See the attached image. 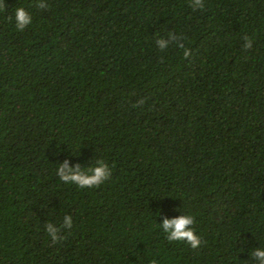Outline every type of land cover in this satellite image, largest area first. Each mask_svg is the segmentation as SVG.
<instances>
[{
  "label": "trees",
  "instance_id": "1",
  "mask_svg": "<svg viewBox=\"0 0 264 264\" xmlns=\"http://www.w3.org/2000/svg\"><path fill=\"white\" fill-rule=\"evenodd\" d=\"M45 2L0 0V264H259L264 0ZM99 160V187L57 175Z\"/></svg>",
  "mask_w": 264,
  "mask_h": 264
},
{
  "label": "clouds",
  "instance_id": "2",
  "mask_svg": "<svg viewBox=\"0 0 264 264\" xmlns=\"http://www.w3.org/2000/svg\"><path fill=\"white\" fill-rule=\"evenodd\" d=\"M196 4L203 8L201 0H196ZM36 6L43 9L47 7V4L45 0H38ZM0 8H6V4L0 3ZM9 19H12V17H9ZM15 21L16 28L23 31L29 24H31L32 16L24 7H18L15 9ZM169 35L171 36V33ZM158 43L162 49L167 46L166 40L161 39ZM180 47L184 49L183 55L185 58L191 55V49L186 48L184 44H180ZM244 47L246 50L252 47V40L249 39ZM144 103L145 100L141 99L137 101L134 106H140ZM57 175L61 181L75 184L80 188L99 187L111 177V168L105 161L99 160L94 166H91L85 171L79 164L73 168L69 166L67 161H65L63 164L59 165ZM194 223L195 218L192 215L183 214L172 219L165 218L161 226L163 231L167 234V239L169 241H183L189 244L193 249H196L201 245L202 240L192 227ZM72 224V217L70 215L65 216L62 227L71 228ZM45 228L54 243H59L64 239V237L59 234L61 228L54 227L51 223L46 225ZM251 256L258 260L259 264H264V247L254 249L251 252ZM152 264H157V262L153 260Z\"/></svg>",
  "mask_w": 264,
  "mask_h": 264
}]
</instances>
